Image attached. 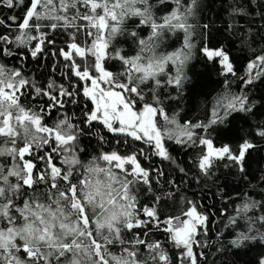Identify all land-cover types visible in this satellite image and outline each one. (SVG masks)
Wrapping results in <instances>:
<instances>
[{"label": "snow or ice", "instance_id": "snow-or-ice-1", "mask_svg": "<svg viewBox=\"0 0 264 264\" xmlns=\"http://www.w3.org/2000/svg\"><path fill=\"white\" fill-rule=\"evenodd\" d=\"M210 254L264 264V0H0V264Z\"/></svg>", "mask_w": 264, "mask_h": 264}, {"label": "trees", "instance_id": "trees-1", "mask_svg": "<svg viewBox=\"0 0 264 264\" xmlns=\"http://www.w3.org/2000/svg\"><path fill=\"white\" fill-rule=\"evenodd\" d=\"M8 14H9L8 10L5 9L4 10V15H8ZM226 18L227 17H225V19ZM223 26H224L223 25V22L222 21H218L217 27L223 28ZM238 47H239V45H238ZM193 71L199 73L201 71V69H200L199 66H197L196 68L193 69ZM214 81H215V76L214 75L212 77L208 78L205 81V83H204V88L202 89V91L204 93H207V94H214V92L219 87V85H217ZM202 99H204V97L203 96H200L196 100L190 102L191 109H192V113L199 115L201 118H203L204 113L202 111H198V107H199V102ZM180 158L182 160H186V157H185V155H184L183 152L180 153ZM255 158L257 160H260L261 159V157L259 155H257ZM253 167H256L255 163L253 164ZM225 176H227V184H228L227 189H225V194H227V193L235 194L242 187L241 182L239 181V179L237 177L228 175L227 170H225L224 173L222 174L221 180L218 183H220V184L225 183V180H224V177ZM193 187H194V190L199 191V189H196L195 186H193ZM215 191H216V189L213 188L212 189V192H215ZM212 192H209L208 193V197L209 198L206 200V203L207 204H212V203L215 202L213 200V198H212ZM202 194L203 193H201V195ZM210 253H211V250H210ZM258 254H259L258 252L250 253L249 257H245V259H255ZM214 259H215V264H233V260H234V258L231 257L230 255L227 256V257H225L224 255H218V258H214L210 254L208 264H213V260Z\"/></svg>", "mask_w": 264, "mask_h": 264}]
</instances>
